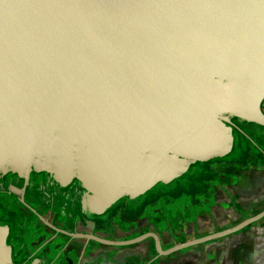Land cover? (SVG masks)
Listing matches in <instances>:
<instances>
[{
	"label": "water",
	"instance_id": "95a60500",
	"mask_svg": "<svg viewBox=\"0 0 264 264\" xmlns=\"http://www.w3.org/2000/svg\"><path fill=\"white\" fill-rule=\"evenodd\" d=\"M263 98L264 0H0V178L75 179L104 210L233 152L231 119L264 126ZM258 176L236 201L247 217ZM240 229L199 244L215 241L218 264L229 240L230 264H255ZM9 237L0 221V264H16Z\"/></svg>",
	"mask_w": 264,
	"mask_h": 264
},
{
	"label": "flooded vegetation",
	"instance_id": "af4514ba",
	"mask_svg": "<svg viewBox=\"0 0 264 264\" xmlns=\"http://www.w3.org/2000/svg\"><path fill=\"white\" fill-rule=\"evenodd\" d=\"M229 125L235 141L226 158L196 161L172 181L100 211L83 207L75 179L60 188L45 173L30 174L24 186L7 173L0 178V221L10 227L16 264H215V241H199L234 227L240 235L262 211L247 217L236 201L245 179L264 170V126L237 119ZM214 200L224 201V215ZM228 241L217 246L218 264H230Z\"/></svg>",
	"mask_w": 264,
	"mask_h": 264
},
{
	"label": "crops",
	"instance_id": "0c3cea01",
	"mask_svg": "<svg viewBox=\"0 0 264 264\" xmlns=\"http://www.w3.org/2000/svg\"><path fill=\"white\" fill-rule=\"evenodd\" d=\"M257 185H261L260 180H257ZM263 209L264 205H260L258 209L251 212L250 214L261 211ZM262 222L264 223V218H262ZM262 222H259V225H256V227L252 228L251 230L247 228L246 231L241 232L237 238L238 241H242L243 244L245 242L247 244L251 242L257 245V248H259V255L255 259V264H264V224ZM232 238L237 241L235 236H233Z\"/></svg>",
	"mask_w": 264,
	"mask_h": 264
},
{
	"label": "rangeland",
	"instance_id": "374dc122",
	"mask_svg": "<svg viewBox=\"0 0 264 264\" xmlns=\"http://www.w3.org/2000/svg\"><path fill=\"white\" fill-rule=\"evenodd\" d=\"M236 140H237V139H236ZM240 148H241V147H240V145L238 144L237 147H236V149H237V150H240ZM234 156H235V155H234ZM234 156H232V158H234ZM224 157H225V156H224ZM225 158H226V157H225ZM229 158H230V157H229ZM230 159H231V158H230Z\"/></svg>",
	"mask_w": 264,
	"mask_h": 264
}]
</instances>
